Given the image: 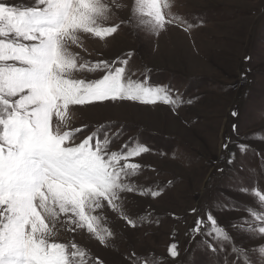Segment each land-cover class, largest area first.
Returning <instances> with one entry per match:
<instances>
[{
  "label": "rangeland",
  "instance_id": "374dc122",
  "mask_svg": "<svg viewBox=\"0 0 264 264\" xmlns=\"http://www.w3.org/2000/svg\"><path fill=\"white\" fill-rule=\"evenodd\" d=\"M132 3L115 0L119 7L106 22L120 24L115 34L105 40L81 34L71 51L93 63L127 59L133 80L166 86L179 98L178 106L117 100L71 107L67 130L82 129L76 143L103 126L112 139L109 151L137 143L149 151L130 161L141 165L126 181L138 191L120 194V211L105 202L93 213L113 234L106 244L70 224L60 227L56 241L84 249L86 264H140L143 258L151 264H244L233 245L253 264H264L258 251L264 235L244 231L251 225L240 223L252 220L248 207L261 209L239 190H264V0H170V12L183 22L166 24L158 34L128 22ZM103 74L74 73L89 81ZM149 189L161 194H139ZM208 214L230 241L206 235ZM198 220L203 225L197 234L192 229ZM172 243L178 246L176 258L168 254Z\"/></svg>",
  "mask_w": 264,
  "mask_h": 264
},
{
  "label": "snow or ice",
  "instance_id": "6c2138e0",
  "mask_svg": "<svg viewBox=\"0 0 264 264\" xmlns=\"http://www.w3.org/2000/svg\"><path fill=\"white\" fill-rule=\"evenodd\" d=\"M114 7H119L115 0L31 4L0 0V264H86L84 249L56 241L60 227L86 228L106 244L113 234L93 213L105 202L112 211H120V194L138 191L126 181L139 173L141 165L130 161L149 149L137 143L125 145L124 151H109L112 139L103 126L76 143L75 134L82 129L67 130L72 106L117 100L178 106L179 98L166 86L133 80L127 59L93 63L71 51L80 45L81 34L105 40L118 31L120 24L106 23ZM171 7L170 0H133L128 22L158 34L166 24L183 22L172 15ZM81 71L104 74L89 81L75 77ZM239 147L247 150L243 144ZM239 190L251 195L261 209H246L252 220L240 223L251 226L242 230L264 235V190L259 186ZM139 194L155 198L161 193L149 189ZM121 216L136 226L122 212ZM207 220L211 225L207 236L231 240L211 214ZM202 225L198 220L192 231L200 233ZM232 250L244 264H253L243 250L235 245ZM258 251L264 258V247ZM168 254L179 255L177 244L169 246ZM140 264L151 262L143 258Z\"/></svg>",
  "mask_w": 264,
  "mask_h": 264
}]
</instances>
